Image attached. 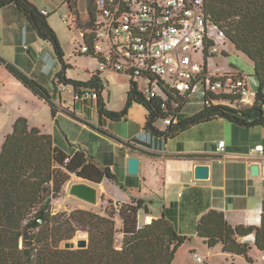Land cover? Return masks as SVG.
Masks as SVG:
<instances>
[{
  "label": "trees",
  "instance_id": "1",
  "mask_svg": "<svg viewBox=\"0 0 264 264\" xmlns=\"http://www.w3.org/2000/svg\"><path fill=\"white\" fill-rule=\"evenodd\" d=\"M66 1L74 18L78 19V0ZM9 4H15L25 14L39 37L52 43L61 63L60 70L55 74V90L61 85H72L75 95L80 98L85 90L96 89L99 112L113 120L125 118L129 107L136 101L147 109L145 129L154 136L175 137L193 125L220 117L239 125H264V0L205 2L210 19L224 32L226 42L230 41L254 65L258 89L252 104L245 102L240 94L211 93L199 99L193 94L164 87L159 95L151 96L141 91L140 85L130 78L126 107L120 111L106 107L103 97L106 84L101 77L103 71L97 69L88 80L67 77L66 70L70 65L65 60L64 50L48 15H44L30 0H0V8ZM75 53L90 55L81 52L78 46ZM1 63L34 95L46 100L53 117H56L60 110L55 101L57 91L51 93L15 63L7 59H2ZM192 97L202 103L203 108L186 116L183 108ZM163 102L167 103V108H163ZM63 110L78 118L73 111ZM169 115L178 116L179 121L165 124L164 119ZM160 119L165 129L158 125ZM99 130L119 139L113 133ZM127 145L131 146L130 143ZM73 174L95 182L106 178L117 181L111 168L97 163L87 150L68 152L56 143L51 133L32 126L26 117L16 119L0 150V264L173 263L176 252L190 237L178 230L169 208H165L160 217L141 224L139 212L144 209L149 215L148 202L151 200L132 198L130 202H118V207L105 208L104 213L82 208L55 213L53 201L60 196ZM109 201L113 202V199ZM117 213L122 218L121 229L116 225ZM78 232L88 234L86 246H62ZM118 233L123 234L119 243ZM197 234L209 249L220 245L223 252L251 261V246L241 242L240 238L254 234L256 247L264 252V213L258 226L233 225L224 211L210 209L199 219Z\"/></svg>",
  "mask_w": 264,
  "mask_h": 264
},
{
  "label": "crops",
  "instance_id": "2",
  "mask_svg": "<svg viewBox=\"0 0 264 264\" xmlns=\"http://www.w3.org/2000/svg\"><path fill=\"white\" fill-rule=\"evenodd\" d=\"M30 1L40 10H48V16L52 14V10L49 9L46 3L48 0ZM51 21L49 20L50 24L53 23ZM41 39L28 18L15 4L0 8V62L2 59H6V56L11 58L6 51L7 43L14 40H30L36 44L40 43ZM3 67L6 69L5 66ZM9 74L11 73L9 72ZM11 76L8 78L11 80V84L14 85L13 82L18 79L12 74ZM101 77L103 79L102 75ZM54 79L55 76L53 83ZM41 83L45 86L43 81ZM2 85V82H0V89ZM24 88L28 89L25 86ZM47 89L50 90L48 87ZM50 91L51 93L57 91L55 92V101L60 110L56 117H53L51 107L46 100L30 94L28 95L34 104V110L23 116L29 120L32 126L40 127L51 133L56 143L64 149L67 148L62 143V134L58 129V123L62 125L61 117L69 118V120L73 118L90 126L104 137L111 139L110 141H113L114 145L117 146V153H120L121 160L119 162L124 175L133 176L129 177L130 196H119L115 200L128 202L132 198L141 197L153 201V198L139 195L143 191V185L151 178L154 183L152 192L159 196L165 204L164 209H171L170 215L172 214L176 227L181 233L188 235L190 240L199 238L203 242L197 234V224L201 216L210 209L224 211L227 220L233 225L258 226L261 224L262 214L264 213V149L262 152H258L255 150V146L259 144L264 146V125H239L220 117L193 125L175 137L165 138L154 136L145 129L148 111L139 102H133L136 105L134 112H138L139 116L129 117L127 114L122 120H113L104 114H100V121L96 122L93 117L95 112H99L97 98L83 96L77 99L78 103L73 110L65 102L64 92H67L65 87L58 86L57 90ZM252 92L256 93V91ZM103 97L106 107L116 110V108L108 106L105 90ZM254 100L255 94L248 98V102L251 104ZM185 108L186 105L183 108V113L188 116L200 111L203 105L198 102L192 110H186ZM63 109L73 111L78 118L73 117ZM99 129L113 133L119 139L105 134ZM220 141H225L226 150L218 154L217 148ZM127 143H130L131 146H128ZM77 149L87 150L83 146H77ZM111 150L112 153H110ZM106 152L104 157H102V154L98 157L92 154L96 157L95 161L97 163L102 166H109L115 172L116 160L114 158L113 160L109 159V155L114 156L113 153L116 151L108 149ZM132 155L140 158V173L138 175H131L128 172V159ZM198 164H208L210 166V175L207 179L196 178L195 169ZM253 164L259 166L258 174L252 173L251 166ZM104 181L100 183L103 190H105ZM119 184L124 186L125 183L119 180ZM167 203L170 204V207ZM160 216L146 213L141 222L142 217L139 212V219L142 224L146 222L145 219L147 218L150 221V219ZM240 241L248 243L251 246V251L256 247L254 234L243 236ZM204 245L206 244L204 243ZM218 246L222 249L220 245ZM214 248H208L207 255L213 257L215 254ZM192 249L196 251V248L193 247ZM259 252L262 255L257 254V256L264 258V252L261 250ZM222 253L225 252L222 251ZM235 256L245 259L243 256ZM199 261L206 260L199 259Z\"/></svg>",
  "mask_w": 264,
  "mask_h": 264
},
{
  "label": "rangeland",
  "instance_id": "3",
  "mask_svg": "<svg viewBox=\"0 0 264 264\" xmlns=\"http://www.w3.org/2000/svg\"><path fill=\"white\" fill-rule=\"evenodd\" d=\"M89 2L90 0H78V8L80 11L79 19L74 18L75 21L72 22L71 27L62 17L63 13L70 12V7L67 1L48 0L46 2L49 9L52 10V14L48 16L49 20H52L51 23L53 22L50 25L56 31L60 44L65 53V60L70 65L66 70V75L67 77L73 79H89L91 74L98 69V62L95 58L91 57L90 55L75 53L76 45L83 42V34L79 28L83 23L82 18L85 19L89 17ZM6 45V51L8 52L9 56H11V58L6 56L7 60L17 64L27 74L30 73L29 75L36 78L39 82L43 81L45 86H47L50 90H55L53 78L55 76V72L60 70L61 63L58 62L56 52L50 41L42 38L40 43L35 44L30 40H14L11 43H7ZM220 49V52L209 58L208 65L210 69L213 72L222 73L231 71L241 72L247 77L251 91H257L258 79L254 75V65L252 61L246 55L238 52L230 43V41L221 45ZM1 62L0 82H2L3 85L0 89V150L6 134L13 130V124L15 120L19 118L20 115L23 116L24 114H29L34 110V104L31 102V98L28 95H34V93L29 89L26 90L24 86L18 82L19 80H14L15 82L13 83L15 86L11 84V80H9L8 77L12 76L9 74L8 70L3 67L4 65ZM101 75L103 76L106 84L105 94L108 106L110 108H116L118 111L123 110L126 107L128 98L130 78L125 76V74L116 72L114 70H105L101 73ZM137 81L140 85V88H142L145 82L140 78H138ZM61 86L67 89V92H64L66 104L71 106V108L74 110V108H76V104L78 103L74 92V87L72 85ZM196 103H198V100L192 97L186 104L185 109L192 110L196 106ZM135 110L136 105L133 103L129 107L128 116H139L138 112H134ZM100 114V112H95L93 118L96 120V122L100 121ZM71 119L72 120L61 117L62 125H59L58 123V129H60L62 134L61 140L63 145L67 148L66 150L68 152H74L77 146H83L89 150L91 154L93 153L97 157L102 154V157H104V154L107 153L106 150L114 149L116 152L113 153L114 156L109 155V159L113 160L114 158V160H116V170L114 173L117 176V181L119 182V180H121L125 184L122 186L115 180H103L105 182V190L102 189V185H96L99 189V200L96 204H93L73 195L70 192L72 184L78 182H87L86 180L82 179V176L73 174L70 180L64 185L60 196L54 199L53 211L55 213L61 211L70 212L73 209L82 208L104 213L105 208L109 206L118 207L119 201L115 200V198L124 195H127L128 197L130 196L129 188H131V185L129 184V177L133 176L124 175V171L120 167L119 161L121 160V156L120 153H117V146L114 145L115 143L113 141H110L111 139L99 134L90 126L82 124L73 118ZM158 125L162 128H166L162 119L158 121ZM62 128L64 131H62ZM110 153H112V150ZM95 156L94 158H96ZM100 183L101 182H99V184ZM127 189H129V191H127ZM153 189L154 183L150 178L145 183V185H143L142 193L139 194L138 192V194L154 199L152 202H148L150 206V214L162 215L165 211V204L162 202L159 196L152 192ZM109 199H113V202H110ZM168 206L170 207V204ZM145 214V210L141 209V222L143 221L142 219ZM115 220L118 229H121L122 218L120 217L119 213L115 215ZM122 235V233H118V243L121 241ZM83 240L88 243V234L78 232L71 240L63 242L62 246L65 247L67 242L74 241L77 248L78 241ZM193 247L196 248V251L192 249ZM207 247L208 246L204 245V243L199 240V238H196V240L189 239L176 252V256L172 264H264V258L257 256V254L262 255V253L259 252L256 247H254L253 251L250 252L252 255L251 261H248L247 259L243 260V258L233 254H223L222 249L219 248V246L213 249L215 250V254L213 257H211L207 255V252L209 251ZM199 258L206 261L200 262Z\"/></svg>",
  "mask_w": 264,
  "mask_h": 264
},
{
  "label": "built area",
  "instance_id": "4",
  "mask_svg": "<svg viewBox=\"0 0 264 264\" xmlns=\"http://www.w3.org/2000/svg\"><path fill=\"white\" fill-rule=\"evenodd\" d=\"M205 2L90 0L89 17L82 18L79 28L83 42L76 46L97 60L99 70L123 73L137 83L140 78L145 82L140 90L151 96L159 95L164 87L199 99L211 93L240 94L250 103L248 98L256 93L245 74L213 72L208 65L209 58L227 42L224 32L210 19ZM41 12L49 14L46 9ZM62 17L72 24L71 12ZM85 91L83 96L98 97L96 89ZM162 106L167 108V103ZM164 121L170 125L179 118L169 115ZM263 149L262 144L255 146L258 152ZM217 150L218 154L226 150L225 141L219 142Z\"/></svg>",
  "mask_w": 264,
  "mask_h": 264
},
{
  "label": "water",
  "instance_id": "5",
  "mask_svg": "<svg viewBox=\"0 0 264 264\" xmlns=\"http://www.w3.org/2000/svg\"><path fill=\"white\" fill-rule=\"evenodd\" d=\"M264 103V101H263ZM252 173L258 174L259 173V166L257 164H253L251 166ZM128 172L131 175H138L140 173V158L137 156H130L128 159ZM210 175V166L208 164H198L195 169V176L197 179H207ZM82 179L86 180L87 182H78L71 185L70 192L93 204H96L99 200V189L98 186L100 185L99 182H94L88 178L82 177ZM87 242L85 240L78 241L77 247L86 246ZM65 247L68 248H76V244L74 241L67 242Z\"/></svg>",
  "mask_w": 264,
  "mask_h": 264
},
{
  "label": "bare ground",
  "instance_id": "6",
  "mask_svg": "<svg viewBox=\"0 0 264 264\" xmlns=\"http://www.w3.org/2000/svg\"><path fill=\"white\" fill-rule=\"evenodd\" d=\"M148 219V218H147ZM147 221H149V220H147Z\"/></svg>",
  "mask_w": 264,
  "mask_h": 264
}]
</instances>
